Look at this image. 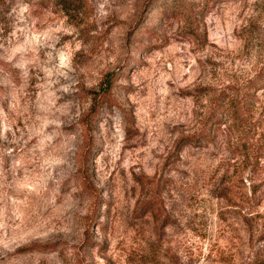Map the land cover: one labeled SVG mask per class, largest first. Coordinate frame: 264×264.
I'll return each instance as SVG.
<instances>
[{"label":"rangeland","instance_id":"obj_1","mask_svg":"<svg viewBox=\"0 0 264 264\" xmlns=\"http://www.w3.org/2000/svg\"><path fill=\"white\" fill-rule=\"evenodd\" d=\"M263 77L264 0H0V264H258Z\"/></svg>","mask_w":264,"mask_h":264},{"label":"trees","instance_id":"obj_2","mask_svg":"<svg viewBox=\"0 0 264 264\" xmlns=\"http://www.w3.org/2000/svg\"><path fill=\"white\" fill-rule=\"evenodd\" d=\"M263 79H264V77H263ZM108 83H110V81H108ZM262 85H264V84H262ZM262 87L263 86H260L259 88H262ZM101 89H102V91H106L108 89V85L101 87ZM96 103H97V100H95V102L93 103V105L89 109V112H95V110L97 109ZM86 124H88V120H86ZM255 262H257L258 264H264V255L261 258L257 259Z\"/></svg>","mask_w":264,"mask_h":264}]
</instances>
